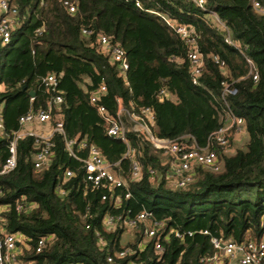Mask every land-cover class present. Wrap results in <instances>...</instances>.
<instances>
[{"label":"trees","instance_id":"16d2710c","mask_svg":"<svg viewBox=\"0 0 264 264\" xmlns=\"http://www.w3.org/2000/svg\"><path fill=\"white\" fill-rule=\"evenodd\" d=\"M65 1L75 4L76 11L70 12ZM257 1L263 11L253 0H206L204 8L193 0H9L18 13L10 41L2 44L0 39V164L8 156V136L21 128L20 117L48 108L51 94L42 80L54 73L63 101L52 107V123L61 121L68 139L96 145L125 181L114 191L86 183L82 164L68 155L58 133L52 137L51 162L36 169L35 138L20 139L16 169L0 176V206H8L0 216L6 231L25 237L22 260L202 264V257L217 251L213 237L237 243L264 238V0ZM211 11L238 46L225 41L227 32ZM166 19L197 34L204 56L197 84L192 81L190 47ZM100 35L109 37L110 47L125 50L126 71L110 51L101 49ZM223 82L233 84L237 94L223 96ZM102 83L108 90L99 102L109 114L117 111L116 97L127 108L150 107L154 121L147 124L153 134L193 137L201 146L225 124L230 108L245 121V148L229 152L237 135L225 148L214 145L219 169L197 166L193 181L181 187L166 179L169 164L163 160L169 156L154 149L144 134L129 131L142 167L141 177L133 180L127 145L107 134L104 118L90 102ZM30 91H35L33 98ZM67 169L74 172L70 178H65ZM104 194L108 199H102ZM20 202L24 208L17 210ZM144 210L163 225L148 237L149 221L141 223L134 243L123 244L125 221ZM107 215L120 219L107 225ZM40 238L46 245L38 252ZM125 249L130 252L120 256Z\"/></svg>","mask_w":264,"mask_h":264},{"label":"built area","instance_id":"2783aa9c","mask_svg":"<svg viewBox=\"0 0 264 264\" xmlns=\"http://www.w3.org/2000/svg\"><path fill=\"white\" fill-rule=\"evenodd\" d=\"M199 7L204 8L206 0H193ZM70 12L76 11V6L69 1L64 2ZM139 5V3H137ZM253 6L263 11L259 1L253 0ZM217 18L219 26L227 32L225 41L234 46H238L236 41L231 37L229 29L224 22H222L216 11H211ZM18 13L17 8L12 5L9 0H0V39L2 44L10 41L13 27ZM176 33L180 35L182 40L190 47L189 59L191 61V74L194 84L198 83V77L201 75L204 67V56L199 50L197 42V34L194 30L185 24H179L173 20L166 19ZM83 33L88 34L90 31L84 29ZM99 44L104 51H110L113 61L119 62L120 69L126 71L128 69V62L125 56V50L116 45L110 47V39L106 35H100ZM216 61L219 59L215 57ZM249 62L251 60L247 58ZM224 65L223 62H220ZM253 79L257 80L258 75L255 73ZM43 85L51 94L48 108H43L37 111H32L20 117V130L8 136V156L5 161L0 164V176L8 174L16 169L18 165V141L27 136L35 138L37 151L35 153V167L41 169L51 162L53 141L52 137L55 133L63 136L65 149L68 155L78 162L84 168V179L86 183H90L95 188L107 187L108 190L114 191L116 188L124 187V179L117 174L114 165L109 163L101 154L99 148L94 144H89L86 139L77 141L68 139L61 121L52 123V107L58 106L63 101V95L59 89V78L54 73L47 74L43 80ZM224 86L223 96L230 94L236 95L238 89L231 83L223 82ZM107 84L102 83L99 89L94 91L90 96V102L95 105L100 115L104 118L106 124L107 134L121 139L127 145L125 157L132 162L131 178L133 180L141 177L142 167L137 159V148L133 146L128 139L127 133L129 131L138 134H144L150 140L154 149L162 150L169 156V169L175 183L178 186H186L194 179V170L197 166H208L214 170L219 169L218 151L214 145L225 148L230 143V138L233 135H240L244 133V119L236 116L233 111L228 108L226 111L225 124L218 130L211 134L206 145H198L193 137H182L179 139H166L156 136L149 128L147 121H154V115L150 107H141L139 110L135 108H127L124 106L121 97H116L117 111L111 115L108 113L107 107L100 103L101 95L107 92ZM161 93H165L162 90ZM33 98V97H32ZM49 126L50 133L43 131H35L32 128H27L30 125ZM4 130V122L2 117V110L0 108V131ZM153 173V171H151ZM74 175L73 170L67 169L65 171V178H70ZM65 193V191H62ZM126 197L130 196L127 192ZM108 194H104L102 199H108ZM119 203V198L116 199ZM29 209L33 206L28 205ZM23 203H17L16 209L22 210ZM7 205L0 206V213L7 210ZM120 217L107 215L105 222L107 225H114ZM149 221L146 227V234L148 237H153L157 234L159 227L163 225L162 222L153 218L152 213L148 211H141L134 218H129L125 221L126 227L129 229H136L141 223ZM6 220L0 216V264H32L22 260V245H26L25 237L20 233H10L5 230ZM205 233H208L205 231ZM177 235H179L177 233ZM212 243L217 251L211 255L201 258L202 264H264V238L256 241L252 237L247 238L241 243L233 240H224L222 238L213 237ZM46 245V239L40 238L36 250L41 251ZM157 249L161 250L162 246L157 244ZM129 249L122 250L119 255L124 256L129 253ZM108 261H113V257L109 256Z\"/></svg>","mask_w":264,"mask_h":264},{"label":"rangeland","instance_id":"374dc122","mask_svg":"<svg viewBox=\"0 0 264 264\" xmlns=\"http://www.w3.org/2000/svg\"><path fill=\"white\" fill-rule=\"evenodd\" d=\"M247 138H248L247 135L243 134V133L240 135H237V138H235L234 143L228 148L229 152H235V150L237 148H245ZM166 157L163 161H164V163L169 164L170 160L168 159V157L167 158ZM166 179H168V182L170 185L175 184V178L172 177L170 170L167 171ZM135 231H136L135 229L127 228V230L125 231V233L122 236V243L123 244H126L128 242L134 243V241L136 239Z\"/></svg>","mask_w":264,"mask_h":264},{"label":"crops","instance_id":"0c3cea01","mask_svg":"<svg viewBox=\"0 0 264 264\" xmlns=\"http://www.w3.org/2000/svg\"><path fill=\"white\" fill-rule=\"evenodd\" d=\"M27 128H32L35 131H43L44 130L47 133H50L51 132V129H50L49 126H42V125L34 124V125L28 126Z\"/></svg>","mask_w":264,"mask_h":264},{"label":"water","instance_id":"95a60500","mask_svg":"<svg viewBox=\"0 0 264 264\" xmlns=\"http://www.w3.org/2000/svg\"><path fill=\"white\" fill-rule=\"evenodd\" d=\"M29 95H30L31 97H34V96H35V91H30V92H29Z\"/></svg>","mask_w":264,"mask_h":264}]
</instances>
